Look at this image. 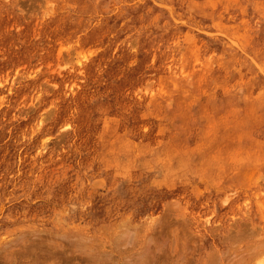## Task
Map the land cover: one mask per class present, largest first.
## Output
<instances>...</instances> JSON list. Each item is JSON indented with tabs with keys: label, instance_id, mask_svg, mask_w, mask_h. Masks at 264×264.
I'll use <instances>...</instances> for the list:
<instances>
[{
	"label": "rangeland",
	"instance_id": "1",
	"mask_svg": "<svg viewBox=\"0 0 264 264\" xmlns=\"http://www.w3.org/2000/svg\"><path fill=\"white\" fill-rule=\"evenodd\" d=\"M0 264H264V0H0Z\"/></svg>",
	"mask_w": 264,
	"mask_h": 264
}]
</instances>
